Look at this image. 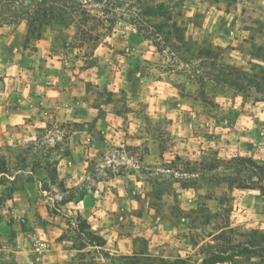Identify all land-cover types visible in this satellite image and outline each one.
<instances>
[{"label":"rangeland","instance_id":"obj_1","mask_svg":"<svg viewBox=\"0 0 264 264\" xmlns=\"http://www.w3.org/2000/svg\"><path fill=\"white\" fill-rule=\"evenodd\" d=\"M39 1L0 0V89L16 77L37 81V95L43 93L41 82L61 75L67 90L69 82L80 83L74 91L84 92L83 101L102 119L115 114L108 121L122 129L123 146L105 150L100 138L94 141L101 155L88 164L90 179H102L96 168L108 174L133 171L137 183L128 197L140 204L139 213L151 210L171 237L184 238L187 264H200L219 249L231 260L218 264H264V251L248 244L255 233L264 247V195L225 181L236 158L264 169V91L236 94L211 67L214 62L264 77V3L117 0L115 13L121 18L90 48L76 39L73 24L53 23L39 40H27L24 18L12 13ZM155 5L169 17L145 15L137 31L135 13ZM152 23H175L182 39L174 34L166 39L168 28L153 34L154 42L147 39ZM200 48L210 54L198 57ZM194 69L206 73L204 79ZM81 129L78 123L49 119L30 140L0 146V219H16L14 228L5 225L0 232V264H30L22 254L18 262L9 260L7 246L36 249L32 237L43 231L61 233L57 241L70 249L59 253L57 264L126 262L110 255L99 237L90 235L83 217L65 205L84 188L66 189L56 168L71 156L69 136ZM40 259L33 264H44Z\"/></svg>","mask_w":264,"mask_h":264},{"label":"crops","instance_id":"obj_2","mask_svg":"<svg viewBox=\"0 0 264 264\" xmlns=\"http://www.w3.org/2000/svg\"><path fill=\"white\" fill-rule=\"evenodd\" d=\"M256 1L264 3V0ZM42 51L43 48H39L38 52ZM63 76L41 82V95H37L36 85L39 83L33 78H11L10 85L5 90L0 89V146L18 145L30 140L37 129L46 126L49 119L55 123L63 121L83 125V129L69 136L71 156L59 160L56 168L57 178L66 189L84 188L82 194L65 205L71 204L75 212L83 217L89 232L103 240L110 255L150 256L170 261L184 257L187 259L190 250L182 256L184 238L171 237L169 228L159 222L151 210L139 213L137 208L140 204L128 197L134 188L133 184L137 183L133 171L108 174L106 170L96 168L95 171L103 176L102 179H90L92 173L88 172V164L101 155L99 145L94 141L100 138L98 140L105 150L123 146V140H120L122 129L108 121V117L113 118L115 114L109 113L107 118L102 119L98 117L97 109L83 101L84 92L74 91L76 83H80L74 85L73 81L69 82L68 91ZM18 85L21 86L15 88ZM24 87V94H21ZM64 88L66 93L63 92ZM146 157L143 155L142 161ZM15 221L0 219V232H3L5 225L10 224L14 228ZM50 228L61 232L60 228ZM39 230L42 231V228ZM60 234L52 236L43 231V236L33 235L36 249L23 246L19 251L16 245L9 242L7 258L18 262L19 254H22L30 264L37 258H41L44 264H57V258L61 256L59 253L70 250L57 241ZM67 264H71L70 261Z\"/></svg>","mask_w":264,"mask_h":264},{"label":"trees","instance_id":"obj_3","mask_svg":"<svg viewBox=\"0 0 264 264\" xmlns=\"http://www.w3.org/2000/svg\"><path fill=\"white\" fill-rule=\"evenodd\" d=\"M117 3V0H40L39 2H31V7L20 5V11H14L12 15L18 19L24 18L27 40L30 36H33L35 40H39L44 29L53 23H61L62 25L73 24L76 28V39L81 44L94 48L111 34L117 18H121V15L119 16L115 13L116 8H118ZM162 10V5L140 9L135 13V17L132 20L133 26L138 31L140 29L138 27L140 25L139 21L145 15L149 19L157 17L168 18L167 13L162 15ZM5 12H8V10L6 9ZM149 27L153 31L152 33H145V37L151 41L154 40L153 34L158 35L163 28H168L165 33L166 39L173 36V34L179 36L178 40L182 39L179 34L180 29L175 23L170 26L164 23H152ZM158 44L156 43L155 46L157 47ZM197 53L198 57H203L202 54H210L203 48H200ZM211 67L216 72L215 77H222V80L226 81L230 89L236 94L247 97L251 91H264V77L259 78L234 67L219 65L214 62L211 63ZM195 73L201 79H204L203 75L206 74L203 71L199 72L198 69H194ZM217 81L220 82L221 80L217 79ZM229 169L231 174L225 179L228 186L257 189L264 195V169L262 166L248 158H236L231 162ZM90 235L93 236L91 232ZM218 235L217 238L221 239L224 236V231L220 230ZM212 236L216 235L212 234ZM99 240L100 243H104L101 238ZM262 243L263 241H260L259 235L257 237L253 233V237H251V241L248 244L253 249L264 251ZM94 246L97 245L95 244ZM120 258L126 261L122 264H141L142 262H147V264H187L188 262V259L170 261L163 258L138 255L121 256ZM228 260H231V256L226 255L225 251L219 249L203 258L200 264H218Z\"/></svg>","mask_w":264,"mask_h":264}]
</instances>
